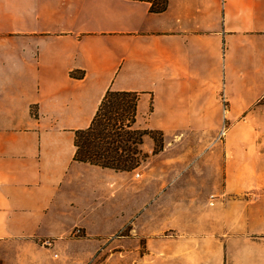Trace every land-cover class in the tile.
Returning a JSON list of instances; mask_svg holds the SVG:
<instances>
[{
  "label": "crops",
  "instance_id": "1",
  "mask_svg": "<svg viewBox=\"0 0 264 264\" xmlns=\"http://www.w3.org/2000/svg\"><path fill=\"white\" fill-rule=\"evenodd\" d=\"M149 7L0 0V243L57 232L110 170L74 159V132L108 89L136 92V120L146 115L167 142L210 137L264 95V0Z\"/></svg>",
  "mask_w": 264,
  "mask_h": 264
},
{
  "label": "rangeland",
  "instance_id": "2",
  "mask_svg": "<svg viewBox=\"0 0 264 264\" xmlns=\"http://www.w3.org/2000/svg\"><path fill=\"white\" fill-rule=\"evenodd\" d=\"M145 116L140 164L92 177L57 232L0 243V264H264V95L210 137L167 142Z\"/></svg>",
  "mask_w": 264,
  "mask_h": 264
},
{
  "label": "trees",
  "instance_id": "3",
  "mask_svg": "<svg viewBox=\"0 0 264 264\" xmlns=\"http://www.w3.org/2000/svg\"><path fill=\"white\" fill-rule=\"evenodd\" d=\"M145 1L152 12H161L167 5V0ZM138 99L136 92L108 89L89 126L75 130L74 159L115 171L137 167L144 156L140 148L144 135L154 138V131L134 126Z\"/></svg>",
  "mask_w": 264,
  "mask_h": 264
}]
</instances>
